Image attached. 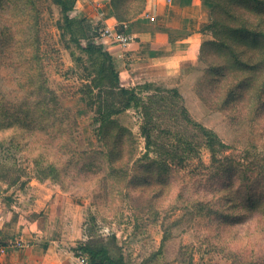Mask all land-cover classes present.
Masks as SVG:
<instances>
[{"label":"rangeland","instance_id":"374dc122","mask_svg":"<svg viewBox=\"0 0 264 264\" xmlns=\"http://www.w3.org/2000/svg\"><path fill=\"white\" fill-rule=\"evenodd\" d=\"M80 2L68 27L53 0H0V245L20 239L23 247L12 250H36L49 264H82L87 256L78 248L85 244L105 246L127 264H264V107L247 125L201 98L209 64L224 60L210 48L196 69L136 81L129 86L178 88L193 119L213 129L237 161L212 175L203 148L204 164L193 160L168 172L149 165L160 150L146 154L134 109L115 116L132 135L122 142L98 135L82 91L90 62L76 59L73 39L107 43L97 32L102 24ZM219 3L233 13L246 9L244 0ZM257 17L264 31V13ZM227 42L248 44L234 34ZM215 94L207 97L218 101ZM66 110L78 121L73 130ZM186 136L196 143V135ZM253 199L263 206L250 215Z\"/></svg>","mask_w":264,"mask_h":264},{"label":"trees","instance_id":"16d2710c","mask_svg":"<svg viewBox=\"0 0 264 264\" xmlns=\"http://www.w3.org/2000/svg\"><path fill=\"white\" fill-rule=\"evenodd\" d=\"M53 1L62 7L68 27H72L74 20L69 12L75 7L77 0ZM220 1L209 0L212 7L206 2L210 8L211 22L204 31L214 40L201 45L198 64L190 68L199 67L200 62L206 57L204 53L207 49L221 52L224 60L218 65L209 64L210 69L206 70L200 88L201 98L206 103L210 101L232 121L247 125L254 124L264 107V31L262 25L256 23L257 16L264 13L263 0H244L246 9L234 13L226 10V6L219 3ZM109 2L116 20L120 23L118 27L120 30L123 29V23L137 18L146 6V0H126V2L109 0ZM230 34L247 40V47L238 48L236 43L234 45L227 42V36ZM73 41L79 49L76 59L82 63L90 62V67L85 66L89 78L83 85L82 91L87 107L96 116L98 135L101 137L112 135L117 142L123 141V135H132V131L122 126L115 116L134 109L141 119L140 131L146 139V154H149L152 148L160 150L158 159L153 160L149 165L168 172L172 166L183 168L193 160L204 164L201 150L207 148L210 153V164L206 167L212 175L222 174L227 169L235 167L236 158L227 153L226 143L213 129L193 119L178 88H167L154 81L126 86L121 81L112 53L103 43L83 40L79 37H74ZM261 49L263 51H260ZM247 51L251 52L250 55ZM210 74L214 77H210L209 80L207 77ZM215 87L217 88L214 89ZM211 90L216 92L215 97L218 101L215 99L211 101L210 96L207 97ZM244 106L253 108H249L250 111L246 113L240 109ZM65 112L70 120L68 129L73 130L72 127L78 125V121L69 111ZM165 122L171 126L165 128ZM157 131L166 133V140L159 141L160 135ZM70 134L72 135V132L67 134L66 141L70 140ZM186 135H196V143L194 144L193 136L188 139ZM262 203L259 199H253L248 206V213L250 215L256 213L262 208ZM78 249L80 255L87 256L84 257L89 264H127L122 257L111 254L105 246L96 248L85 244Z\"/></svg>","mask_w":264,"mask_h":264},{"label":"crops","instance_id":"0c3cea01","mask_svg":"<svg viewBox=\"0 0 264 264\" xmlns=\"http://www.w3.org/2000/svg\"><path fill=\"white\" fill-rule=\"evenodd\" d=\"M82 2L83 11L95 24L120 26L109 0ZM210 22L209 8L202 0H146L144 11L126 22L125 31L131 36L128 46L104 41L122 83L129 86L144 79L178 75L197 65L201 45L212 40L204 31ZM45 262L46 254L32 249L9 250L0 256V264H49Z\"/></svg>","mask_w":264,"mask_h":264},{"label":"built area","instance_id":"2783aa9c","mask_svg":"<svg viewBox=\"0 0 264 264\" xmlns=\"http://www.w3.org/2000/svg\"><path fill=\"white\" fill-rule=\"evenodd\" d=\"M126 23H123V29L120 30L116 27H111L107 25L98 26V34L100 37L111 41V42H117L122 47H126L131 42V36L125 31L126 30ZM23 247V242L20 239H16V241L7 244L5 246L0 245V256L6 253L8 250L21 248ZM78 262H81L82 264L86 262L85 257H82L81 259H78ZM59 264H66V263H59Z\"/></svg>","mask_w":264,"mask_h":264}]
</instances>
